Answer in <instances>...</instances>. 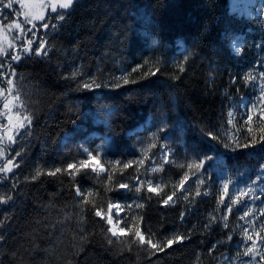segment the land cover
I'll list each match as a JSON object with an SVG mask.
<instances>
[{"label": "trees", "instance_id": "trees-1", "mask_svg": "<svg viewBox=\"0 0 264 264\" xmlns=\"http://www.w3.org/2000/svg\"><path fill=\"white\" fill-rule=\"evenodd\" d=\"M263 11L240 16L230 0H76L49 14L34 36L46 54H22L8 77L32 123L11 143L19 167L0 172V196L12 197L0 204V264H264ZM88 153L104 173L32 179ZM192 161L203 167H179ZM148 181L162 186L159 195L146 191ZM77 188L105 210L120 205L112 213L119 226L135 223L146 239L187 238L155 255L146 245L109 244L110 226L81 205Z\"/></svg>", "mask_w": 264, "mask_h": 264}, {"label": "snow or ice", "instance_id": "snow-or-ice-1", "mask_svg": "<svg viewBox=\"0 0 264 264\" xmlns=\"http://www.w3.org/2000/svg\"><path fill=\"white\" fill-rule=\"evenodd\" d=\"M0 2H2V0H0ZM18 2H20V0H18ZM76 2V0H41V10L39 13H33L29 10H26L23 15L25 16V19L27 20V22L29 24L33 23V20H44L45 19V11H47L48 9L51 10V12L53 13H58L60 10H69L73 7L74 3ZM6 8H12L13 4L11 2V0H9V3H7L6 5H4ZM23 7H25L26 9H28V5H23ZM58 20H64L65 16L64 14H59L57 16ZM9 28L11 27H15L17 29H19L20 31H24L22 25L18 22H13V24L7 25ZM33 27H35V24H33ZM43 27L45 29H47L49 27L48 23H44ZM53 27H55V25H53ZM30 30V29H29ZM33 44L32 40H28V45L29 47H26L24 50L27 53H32L33 49L31 47V45ZM45 44L46 42L37 45L36 49H35V55H42V54H46V49H45ZM9 47H11V45L9 44ZM0 55H8L7 52H5L3 47H0ZM13 60H19L20 57L19 55L16 56H12ZM0 67H2V65H0ZM9 68H11V65H9ZM135 71V69L133 70ZM157 71H159V69H157ZM181 71H183V67H181ZM153 75L155 73H152ZM12 75H15V72H12ZM261 75H264V73H262ZM124 83L127 84L129 83V80L127 77H123L122 78ZM246 80H250L253 79L251 76L246 77ZM133 83L135 81H132ZM93 84H95V81H93L91 84L89 83H85L82 86L84 88H91L93 86ZM7 85H9V87L7 88H0V96L4 95L5 92L11 94L13 92V81L11 79L7 80ZM96 87H99L100 85L96 84ZM117 87L119 85H116ZM20 97L18 95L13 96L11 100L5 98V103L3 105V107L8 110L9 112L12 111V108L10 107L11 104H13L15 101H19ZM20 107L23 108L24 105L23 103L20 104ZM229 115H231V113H229ZM260 122H261V127L259 129V131L261 132V136H260V140L264 141V109H261L260 113H258ZM16 123L13 124L12 123V117L9 116V126L13 129L17 130V134H18V130L20 129H26L28 126L31 125L32 123V117L31 115H21L20 113H16ZM253 120V117L250 115L248 116V123L250 124ZM247 131L251 134L253 132V129L251 127H249L247 129ZM215 138V137H214ZM253 139V143L256 142V137L253 135L252 137ZM8 140L10 143H15V139L13 136H9ZM234 142L237 144V146L239 147V142L238 140H234ZM155 146V145H152ZM229 145L225 144V147H228ZM244 147H248V144L245 143L243 145ZM16 156H20V153L17 152L15 153ZM0 158H4L5 163L2 167H0V172H11L13 170V167H19L18 163H14V161L8 157L6 155V152L3 148H0ZM97 160V156L92 155V153H88L87 154V159L82 160V161H78L75 164H68L67 167L65 169H61V168H56L52 171H48V172H43L40 169L36 170L35 175L32 177L33 180L39 178L42 175H48V176H56L58 173L61 172H67V174L69 176H74L76 173H78L81 169H90L92 172H99V173H104L106 171V169L103 167V165H96L93 164V161ZM168 160L167 158L165 159V163H167ZM110 164H113V162H109ZM132 161H129L127 163L123 164V168L127 169L129 167L132 166ZM138 163H142L138 162ZM120 162L116 161L114 162L113 166L115 165H119ZM79 165V167L77 166ZM179 167L184 168L187 167L189 171H191L192 169H196L199 170L200 168L203 167V162H196V161H192L190 163H188L187 165H179ZM72 170V171H70ZM157 169H153V171H156ZM162 170V169H161ZM137 179H139V177H137ZM189 179V176L187 173L184 174L183 178L180 180L179 184L177 186H175L176 188H179L180 190H184V184L185 182ZM107 180L111 181L112 180V175L111 173H109L107 175ZM200 184H203L204 181L200 180L199 181ZM119 188L124 189V188H128V185L126 183H120L118 185ZM145 188V184L144 182H140L139 186L136 187V191H141L142 189ZM146 191L149 193H155L156 195L160 194V191H162V186L161 185H156L155 187L153 186L152 181H148L147 182V186H146ZM252 189H248L247 191H242L240 192V196H247L249 192H251ZM77 195L83 197L84 199H82L81 201V205H91V209L94 213V215L96 217H99L102 220H105L106 223L110 226L107 228L106 230V237H107V241L109 244L113 243V239L112 238H116L117 242L120 243H125L127 245V249L129 251H131V247L132 244H136L137 246H147L145 250L150 251L152 255H155L156 252H161L164 251L166 248L171 247L174 243H180L182 242L184 239H186L187 237L184 235H173L171 238H166L163 241L161 240H156L154 242L153 237L155 234H149L148 238L146 239L145 237V233L142 232L136 225L135 223H130V224H125L123 227H120L119 224L122 222L120 220H117L114 222L113 219V209H116L117 211H119L120 209V205L118 204H113V203H108L107 204V209L105 210L103 205L97 206L95 201H91L88 199V197H91L93 195L92 192H81L79 190V188L76 189ZM228 194V185L225 184L224 185V192L223 195H227ZM96 196H99V193H95ZM195 195L199 196L201 195L200 191L197 190ZM204 195H208L207 192L204 193ZM223 195L220 199V203L224 204L225 201L223 199ZM176 196V191L173 190L171 192V194L166 195V197L163 199V203L165 205H167L170 201L171 202H175L173 200V197ZM185 199H187V196L184 197ZM12 199L11 196H0V204H7L10 200ZM234 202H239V196H237L235 198ZM136 207L138 208H142L143 205L142 204H137ZM227 211L230 213L231 212V208H228ZM243 219V217H241ZM136 218L133 217V220H135ZM140 219H142V217H140ZM215 219V218H213ZM225 227H227V224L224 225ZM110 234V235H108ZM129 234L131 236V242L129 243ZM257 235H259V233H257ZM3 237L0 236V240H2ZM247 239L249 241L253 240L252 236H247ZM253 252H255V246L253 245V247H250L248 249L245 250V252L243 253L244 255H251ZM261 258L264 259V254H260Z\"/></svg>", "mask_w": 264, "mask_h": 264}, {"label": "rangeland", "instance_id": "rangeland-1", "mask_svg": "<svg viewBox=\"0 0 264 264\" xmlns=\"http://www.w3.org/2000/svg\"><path fill=\"white\" fill-rule=\"evenodd\" d=\"M13 7L12 8H6L4 5L9 3V0H2L0 2V47H3L5 52L8 53V55H0V88H7L9 85H7V80L9 79V72L11 71L13 65L17 62V60H13L12 56L19 55V57L22 54H30L25 52V48L29 47L28 40H32L33 44L31 45L33 52L34 48L37 47V42L34 36L38 35V32L43 27V22L46 19V17L49 14H56L51 12L50 9L45 11V19L44 20H33L32 24H29L27 20L25 19V16L23 13L26 10H29L33 13H39L41 10V0H11ZM231 2V9L233 12H238L240 16L244 17H252L254 14L255 9L257 10H264V1L263 0H230ZM28 5V9L22 6ZM16 7V8H15ZM14 10L16 12L13 19H11L10 14L11 11ZM66 10H60L59 12H63ZM58 12V13H59ZM10 13V14H9ZM264 14V11H263ZM12 15V14H11ZM13 22H18L22 25L24 31H20L19 29L15 28L14 26L9 28L7 25L13 24ZM33 24H35V27H33ZM30 29V30H29ZM9 44L11 47H9ZM240 47V43H236L234 48L235 50H238ZM32 52V53H33ZM9 65H11V68H9ZM12 80V79H11ZM14 86V85H13ZM16 95V94H15ZM14 96V89L11 94L5 92L4 95L0 96V148H3L7 155V150L12 145L8 140L9 136H13L14 139L17 137V135L20 133V130L13 129L9 126V119L8 117H12V123L15 124L17 117L16 113H19L20 109V103L18 101H15L13 104L10 105L12 108V111L9 112L6 110L3 105L5 103V98L11 100ZM2 119H4L2 121ZM8 156V155H7ZM5 163L4 158H0V166H3ZM16 169V167H13V172ZM11 172H5L6 174H10ZM117 211L116 209H114ZM117 212H120L117 211ZM114 222L117 221L116 218H114Z\"/></svg>", "mask_w": 264, "mask_h": 264}, {"label": "flooded vegetation", "instance_id": "flooded-vegetation-1", "mask_svg": "<svg viewBox=\"0 0 264 264\" xmlns=\"http://www.w3.org/2000/svg\"><path fill=\"white\" fill-rule=\"evenodd\" d=\"M4 119H2V121H3ZM11 148V147H10ZM10 148H8V149H6L7 150V155H9V153H10Z\"/></svg>", "mask_w": 264, "mask_h": 264}]
</instances>
